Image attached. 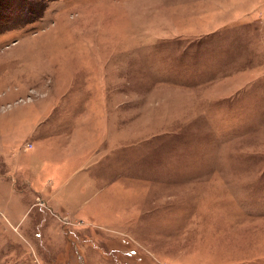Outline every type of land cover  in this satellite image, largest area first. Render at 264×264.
<instances>
[{
	"label": "rangeland",
	"instance_id": "374dc122",
	"mask_svg": "<svg viewBox=\"0 0 264 264\" xmlns=\"http://www.w3.org/2000/svg\"><path fill=\"white\" fill-rule=\"evenodd\" d=\"M0 264H264V0H0Z\"/></svg>",
	"mask_w": 264,
	"mask_h": 264
}]
</instances>
